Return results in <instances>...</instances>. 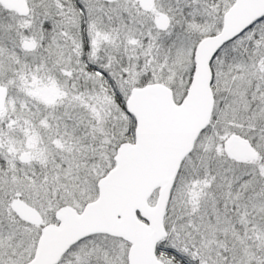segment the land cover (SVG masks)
Segmentation results:
<instances>
[{
  "label": "snow or ice",
  "instance_id": "1",
  "mask_svg": "<svg viewBox=\"0 0 264 264\" xmlns=\"http://www.w3.org/2000/svg\"><path fill=\"white\" fill-rule=\"evenodd\" d=\"M0 264H264V0H0Z\"/></svg>",
  "mask_w": 264,
  "mask_h": 264
}]
</instances>
